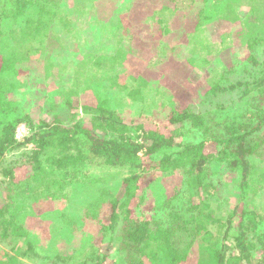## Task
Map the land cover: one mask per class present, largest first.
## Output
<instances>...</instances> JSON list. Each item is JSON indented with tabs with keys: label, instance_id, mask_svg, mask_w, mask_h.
Wrapping results in <instances>:
<instances>
[{
	"label": "trees",
	"instance_id": "trees-1",
	"mask_svg": "<svg viewBox=\"0 0 264 264\" xmlns=\"http://www.w3.org/2000/svg\"><path fill=\"white\" fill-rule=\"evenodd\" d=\"M262 15L264 0H0V264H264ZM232 45L247 55L219 63Z\"/></svg>",
	"mask_w": 264,
	"mask_h": 264
},
{
	"label": "rangeland",
	"instance_id": "rangeland-1",
	"mask_svg": "<svg viewBox=\"0 0 264 264\" xmlns=\"http://www.w3.org/2000/svg\"><path fill=\"white\" fill-rule=\"evenodd\" d=\"M67 8H68L67 11H69L70 9H72V7H67ZM86 10H87V8H86ZM72 17L74 19H76L78 17L79 20H80V22H81V19H80L81 16L78 15V12H77V14H72ZM136 18H138V22H135V24H138L139 22H141V20H139L140 19V16L139 15ZM135 19H133V20H135ZM258 19H259V22H264V15L258 17ZM114 21L115 20H112L111 22H114ZM82 22H92V20H91V18H84V20ZM131 23H134V22H131ZM137 38H139V41H143L145 39V35L144 34H143V36L138 35ZM246 55L247 54H246V51H245V46L232 45L231 47H228V48L222 50V52L218 53L217 54V58L220 59V62L219 63H222L225 60H227V62L230 61V63L237 65L238 64V59H240V58L242 59ZM254 55L258 58L259 61H261L262 59H264V46H262L261 44L258 45V46H256V51H255ZM48 58H49L48 55H44V57L40 61H35V63H34L33 66H34V69H36V70H33L32 69L30 71L28 77H30V78L34 77L37 80L42 79V76H43V73H44V66L49 63V59ZM240 66H242V64H239V67ZM169 67H170V65H166V67L163 68L165 70L163 72V74H166L167 71H169ZM173 73L174 72L172 71V74ZM169 75H170V73H169ZM162 76L163 75L159 74V77H162ZM32 89H33V92H34V90L36 89L35 85H30L29 86V90H31V92H32ZM32 94H34V93H32ZM32 98H34V96H29V100H31ZM215 101H217V99L214 100V102ZM236 102L237 101L235 99V94L234 95H231V94L230 95H226L225 97H222L221 100H220V103H223V104L229 105V106L234 105ZM208 104L209 103L207 102L205 105L208 106ZM41 106H42V102L35 103L33 105V108L30 111V117L34 121H37V120L43 118L44 111L42 110V107ZM24 131L25 130L22 129V126H21V127H19L18 134L21 133V132L24 133ZM24 151H25L24 149H20L18 151L10 152L9 154H7V156L5 158L6 159L5 160L6 163H7V161H9L11 163L13 161L14 162V163H12V166H13L17 162H19L18 160L20 159V154L22 152H24ZM2 182H3V177L0 175V184ZM262 262H264V257H263V261Z\"/></svg>",
	"mask_w": 264,
	"mask_h": 264
},
{
	"label": "built area",
	"instance_id": "built-area-1",
	"mask_svg": "<svg viewBox=\"0 0 264 264\" xmlns=\"http://www.w3.org/2000/svg\"><path fill=\"white\" fill-rule=\"evenodd\" d=\"M22 126V129H24L25 131H24V133H19L18 134V132H19V127H21ZM18 128H17V130H16V138L17 139H21V138H23L26 134H27V129L25 128V126L24 125H20ZM21 137V138H20Z\"/></svg>",
	"mask_w": 264,
	"mask_h": 264
}]
</instances>
